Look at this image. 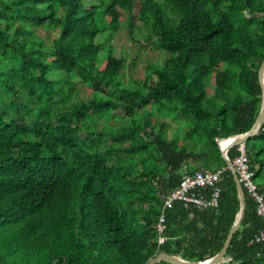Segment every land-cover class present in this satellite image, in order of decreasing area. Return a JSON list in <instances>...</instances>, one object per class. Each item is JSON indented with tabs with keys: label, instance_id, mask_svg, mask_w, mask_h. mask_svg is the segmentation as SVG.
Segmentation results:
<instances>
[{
	"label": "trees",
	"instance_id": "obj_1",
	"mask_svg": "<svg viewBox=\"0 0 264 264\" xmlns=\"http://www.w3.org/2000/svg\"><path fill=\"white\" fill-rule=\"evenodd\" d=\"M125 29L163 55L147 75L115 56ZM263 66L264 0H0V264L215 258L241 211L218 141L252 130ZM243 144L264 195V118ZM239 146L222 149L234 161ZM184 166L224 170L218 208L175 202L159 244ZM244 194L220 264H264Z\"/></svg>",
	"mask_w": 264,
	"mask_h": 264
},
{
	"label": "built area",
	"instance_id": "obj_2",
	"mask_svg": "<svg viewBox=\"0 0 264 264\" xmlns=\"http://www.w3.org/2000/svg\"><path fill=\"white\" fill-rule=\"evenodd\" d=\"M238 151L239 155L232 161L235 175L238 177L243 188L253 197L257 205V213L264 221V195L259 192L258 185L254 180L255 172L252 170L243 143L240 144ZM223 171L196 170L189 172L184 166L182 182L177 189L173 190L164 199L163 209L155 226L159 235V244H163L167 240L164 236L166 211L171 210L175 202H183L186 206L194 205L200 210H215L218 208L219 190L217 184ZM207 190L211 191L209 196H205ZM256 242L264 244V230L260 231ZM225 261L227 260L225 259Z\"/></svg>",
	"mask_w": 264,
	"mask_h": 264
},
{
	"label": "rangeland",
	"instance_id": "obj_3",
	"mask_svg": "<svg viewBox=\"0 0 264 264\" xmlns=\"http://www.w3.org/2000/svg\"><path fill=\"white\" fill-rule=\"evenodd\" d=\"M110 37L111 43L114 45L115 56L120 57L123 55L127 59V73L133 72V77L139 78L147 75L148 70H146V67L150 64H162V53H157L152 47L145 46L143 42L144 34L139 35L136 40H133L125 29L114 35L111 34ZM119 122L125 123L121 118ZM189 166H191V163ZM191 167L195 168L196 166L192 165ZM209 169L213 171L217 169V165L213 164Z\"/></svg>",
	"mask_w": 264,
	"mask_h": 264
},
{
	"label": "water",
	"instance_id": "obj_4",
	"mask_svg": "<svg viewBox=\"0 0 264 264\" xmlns=\"http://www.w3.org/2000/svg\"><path fill=\"white\" fill-rule=\"evenodd\" d=\"M261 79H262V83H263V96H262V104H261V109H260V113L256 119V122L252 128V130L250 131V133H248L245 136H237V137H232V138H227V139H223V140H219L218 141V146L221 150V154L223 156V158L226 161L227 167L228 169L234 174V178L235 181L237 183V187H238V192H239V196H240V200H241V211H240V215L239 218L237 219L235 225L233 226V228L230 231V234L226 240V243L223 247V249L221 250V252L213 259L211 260H207V261H203V262H194V263H189L186 262L182 259H177L174 258L172 256L166 255L164 253H160L159 255H157L156 257H154L149 264H156L159 260H165L174 264H220V263H224L225 262V255L227 253V250L229 248L230 242L233 238V235L235 233V231L239 228V226L241 225L244 215H245V209H246V202H245V194H244V189L243 186L241 185V183L239 182L238 177L235 175L234 172V168L232 165V161L230 160V158L228 157L226 151H224L222 149V145L225 143H231V144H241L244 143L247 139H249L250 137L254 136L261 121L264 118V66L262 69V73H261Z\"/></svg>",
	"mask_w": 264,
	"mask_h": 264
},
{
	"label": "bare ground",
	"instance_id": "obj_5",
	"mask_svg": "<svg viewBox=\"0 0 264 264\" xmlns=\"http://www.w3.org/2000/svg\"><path fill=\"white\" fill-rule=\"evenodd\" d=\"M242 144V143H241Z\"/></svg>",
	"mask_w": 264,
	"mask_h": 264
}]
</instances>
